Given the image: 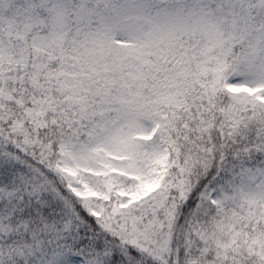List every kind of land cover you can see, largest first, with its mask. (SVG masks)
Wrapping results in <instances>:
<instances>
[{
    "label": "snow or ice",
    "instance_id": "snow-or-ice-1",
    "mask_svg": "<svg viewBox=\"0 0 264 264\" xmlns=\"http://www.w3.org/2000/svg\"><path fill=\"white\" fill-rule=\"evenodd\" d=\"M0 264H264V0H0Z\"/></svg>",
    "mask_w": 264,
    "mask_h": 264
}]
</instances>
